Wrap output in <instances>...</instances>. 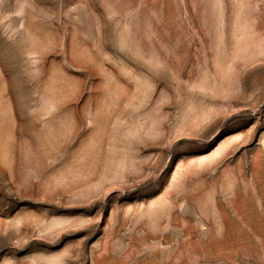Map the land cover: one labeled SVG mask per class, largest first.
I'll list each match as a JSON object with an SVG mask.
<instances>
[{
    "label": "rangeland",
    "instance_id": "rangeland-1",
    "mask_svg": "<svg viewBox=\"0 0 264 264\" xmlns=\"http://www.w3.org/2000/svg\"><path fill=\"white\" fill-rule=\"evenodd\" d=\"M0 264H264V0H0Z\"/></svg>",
    "mask_w": 264,
    "mask_h": 264
}]
</instances>
